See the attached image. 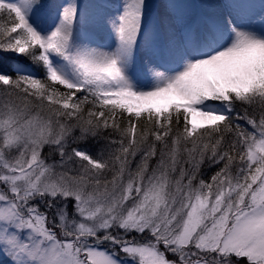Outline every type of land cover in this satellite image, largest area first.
I'll return each instance as SVG.
<instances>
[{
    "label": "snow or ice",
    "instance_id": "6c2138e0",
    "mask_svg": "<svg viewBox=\"0 0 264 264\" xmlns=\"http://www.w3.org/2000/svg\"><path fill=\"white\" fill-rule=\"evenodd\" d=\"M0 264H264V0H0Z\"/></svg>",
    "mask_w": 264,
    "mask_h": 264
},
{
    "label": "rangeland",
    "instance_id": "374dc122",
    "mask_svg": "<svg viewBox=\"0 0 264 264\" xmlns=\"http://www.w3.org/2000/svg\"><path fill=\"white\" fill-rule=\"evenodd\" d=\"M201 2H203V0H201ZM22 66L26 67L28 71L34 72L37 75H41L40 73H42L41 68L39 66L29 65V64H25Z\"/></svg>",
    "mask_w": 264,
    "mask_h": 264
},
{
    "label": "bare ground",
    "instance_id": "6f19581e",
    "mask_svg": "<svg viewBox=\"0 0 264 264\" xmlns=\"http://www.w3.org/2000/svg\"><path fill=\"white\" fill-rule=\"evenodd\" d=\"M191 2H193V3H200L201 0H191Z\"/></svg>",
    "mask_w": 264,
    "mask_h": 264
},
{
    "label": "trees",
    "instance_id": "16d2710c",
    "mask_svg": "<svg viewBox=\"0 0 264 264\" xmlns=\"http://www.w3.org/2000/svg\"><path fill=\"white\" fill-rule=\"evenodd\" d=\"M30 65V64H29ZM40 74H42V73H40Z\"/></svg>",
    "mask_w": 264,
    "mask_h": 264
}]
</instances>
